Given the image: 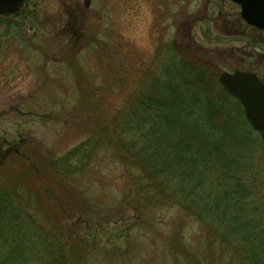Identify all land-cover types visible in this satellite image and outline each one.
<instances>
[{
	"label": "rangeland",
	"instance_id": "obj_1",
	"mask_svg": "<svg viewBox=\"0 0 264 264\" xmlns=\"http://www.w3.org/2000/svg\"><path fill=\"white\" fill-rule=\"evenodd\" d=\"M27 5L38 17L29 19L32 27L18 38L2 37L0 26V165L11 161L10 174L24 178L14 183L38 193L43 203L44 188L56 191L39 220L44 228L46 221L48 229L61 228L68 263L207 264L199 222L161 202L113 148L102 146L68 178L43 163L82 143L113 115L158 52H187L185 45L191 44V51L217 64L218 77L236 68L262 71L259 52L250 58L249 30L238 24L236 6L230 0H31ZM16 152L31 154L32 163L41 166L35 177L27 174V160L14 158ZM259 157L264 180V150ZM67 185L82 199L70 201ZM34 239L27 237V246ZM36 241L43 246L42 237ZM23 249L10 239L11 257Z\"/></svg>",
	"mask_w": 264,
	"mask_h": 264
},
{
	"label": "trees",
	"instance_id": "obj_2",
	"mask_svg": "<svg viewBox=\"0 0 264 264\" xmlns=\"http://www.w3.org/2000/svg\"><path fill=\"white\" fill-rule=\"evenodd\" d=\"M29 1L17 14L0 16L2 37L12 33L18 38L19 31L32 27L29 19L38 14ZM185 46L187 52H158L121 107L98 122L82 143L43 163V168L49 164L68 178L82 171L96 150L113 148L121 162L142 174L161 202L179 206L199 222L206 234L207 264H264L259 157L264 140L240 103L219 83L217 64L191 51V44ZM21 155L16 152L14 158ZM23 159L30 165L27 174L35 177L41 166L32 163L31 154L24 153ZM8 162L0 165V264H33L29 258L34 264H69L61 228L48 229L44 221L45 229L40 221L56 191L43 185L47 203L41 202L38 193L14 183L24 178L14 179ZM65 190L70 201L82 199L70 186ZM29 236L35 238L30 240L33 246H27ZM37 237L43 238V246ZM10 239L24 246L13 257Z\"/></svg>",
	"mask_w": 264,
	"mask_h": 264
},
{
	"label": "water",
	"instance_id": "obj_3",
	"mask_svg": "<svg viewBox=\"0 0 264 264\" xmlns=\"http://www.w3.org/2000/svg\"><path fill=\"white\" fill-rule=\"evenodd\" d=\"M26 0H0V16L19 12ZM241 4V16L248 22L264 27V0H232ZM223 88L243 106L251 125L264 140V75L260 79L250 71H223L218 77Z\"/></svg>",
	"mask_w": 264,
	"mask_h": 264
},
{
	"label": "flooded vegetation",
	"instance_id": "obj_4",
	"mask_svg": "<svg viewBox=\"0 0 264 264\" xmlns=\"http://www.w3.org/2000/svg\"><path fill=\"white\" fill-rule=\"evenodd\" d=\"M231 2L238 9V15H239L238 24L246 27L249 30L250 38L248 40H249V45L252 49L250 58L251 59L256 58L257 56L256 54L258 51L260 56L258 64L260 66V69L262 68V71L260 72L255 70H242L237 68L234 70L250 71L255 73L261 79L264 75V27H259L253 23L246 22L241 16V4L235 1H231ZM235 26L238 27L237 24Z\"/></svg>",
	"mask_w": 264,
	"mask_h": 264
}]
</instances>
